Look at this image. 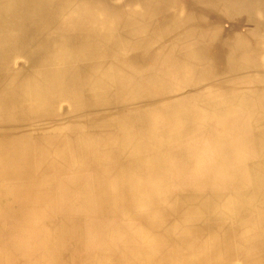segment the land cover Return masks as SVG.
Returning <instances> with one entry per match:
<instances>
[{"label": "bare ground", "instance_id": "bare-ground-1", "mask_svg": "<svg viewBox=\"0 0 264 264\" xmlns=\"http://www.w3.org/2000/svg\"><path fill=\"white\" fill-rule=\"evenodd\" d=\"M263 6L0 0L6 261L264 264Z\"/></svg>", "mask_w": 264, "mask_h": 264}, {"label": "rangeland", "instance_id": "rangeland-1", "mask_svg": "<svg viewBox=\"0 0 264 264\" xmlns=\"http://www.w3.org/2000/svg\"><path fill=\"white\" fill-rule=\"evenodd\" d=\"M108 2H110V3L120 2V0H108ZM220 2L223 3L222 1H220ZM229 2H237L238 4H241V3L245 4L251 11L252 10H255V11L258 10L260 8V6L264 4V3H261V2H264V0H229ZM190 6H191L193 11H197V10L199 11L200 10V6H205V5H203V4L198 5L196 2H191ZM262 8H264V6ZM221 24L222 23H219L218 25H214V26H216V30L218 31L216 35H220L221 32H222L221 29L223 27V24L222 25ZM219 31H220V33H219ZM26 37H27L26 40H28L29 39L28 36H26ZM200 57L202 58V55ZM16 69H19V70L24 71V72H28L30 70V66L26 63L25 59L21 58L18 61V65L17 66L15 65L14 68H13V70H16ZM235 115H239V114L236 113ZM236 118H239V117L235 116L233 119H236ZM214 123L218 124L217 122H211L210 121L211 125L207 123L208 126H211L209 129H205V131H203V132H200V131L194 132V133H198L201 136L198 137L197 144L193 145L191 148L185 150V152L187 151L191 155H195L197 153H201V151H203L206 154L209 153L210 150L213 149V146H211L208 143V140L210 139V137L212 135H214V133L219 131V130L215 129L217 127L213 126ZM234 128H241V127H236L235 126ZM245 130L246 131L243 132V133H246V135H249L250 132L249 133L247 132L248 128L245 127ZM227 132H229V130H226L225 133H227ZM237 135H238V133H237ZM197 145H198V147H196ZM236 155H237V157L235 159H233L234 163L236 161L240 162V160L246 161L245 160L246 157H245L243 148L237 147L236 148ZM207 160L210 163H213V157L212 156L209 159H207ZM247 160H249V162H252L254 159L253 158H248ZM171 181H172V179L169 178V182H171ZM38 240H36V242ZM86 247H85V245H74V244H72L71 248H69V250L67 252H65V254H66L65 257H63L62 259H58V262L56 260H53V258L49 259V260L48 259L45 260V259H42L43 258L42 257L41 261H39L38 263H34L33 262V264H92V262L94 264V262H96V261L97 262L95 264H113V262H115V261H111V260H109V261L96 260V259L94 261L91 260L90 257H88V255H87L89 249H87L88 247L87 248ZM4 248H5V246H3V248H1V251L4 250ZM3 252H0V254H2ZM36 252H38V250L34 251V253H36ZM43 253H45V255L49 254V255L52 256V254L54 253V249L53 248L49 249L48 247H45V249H43ZM1 256L2 257H0V264H14V263H11L9 261H6V256L4 254H2ZM74 261H75V263H74ZM77 262H79V263H77ZM24 263L25 264H29V260L24 261ZM15 264H22V263L18 262V263H15Z\"/></svg>", "mask_w": 264, "mask_h": 264}]
</instances>
